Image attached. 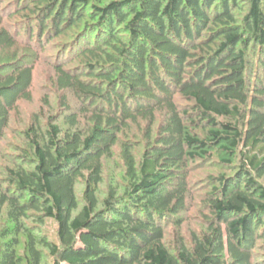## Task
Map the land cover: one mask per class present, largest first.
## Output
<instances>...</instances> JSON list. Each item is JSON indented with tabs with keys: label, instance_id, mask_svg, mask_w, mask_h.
I'll return each instance as SVG.
<instances>
[{
	"label": "trees",
	"instance_id": "trees-1",
	"mask_svg": "<svg viewBox=\"0 0 264 264\" xmlns=\"http://www.w3.org/2000/svg\"><path fill=\"white\" fill-rule=\"evenodd\" d=\"M18 16L28 22L11 34L4 18ZM22 33L42 52L70 39L54 84L77 107L64 94L63 114L23 132L32 157H19L0 186V223L9 222L0 227V264H44L39 247L50 264H258L264 82L246 76L252 46L264 69L263 0H0V51L15 49ZM23 62L0 71V159L11 114L31 99L34 68ZM141 122L146 146L137 156L120 138ZM196 126L208 130L205 139L193 135ZM118 145L127 187L101 200L103 161ZM213 149L237 156L236 170L210 178L208 228L168 243L166 226L179 228L187 210L188 162ZM33 219L53 220L58 243L34 235Z\"/></svg>",
	"mask_w": 264,
	"mask_h": 264
},
{
	"label": "rangeland",
	"instance_id": "rangeland-1",
	"mask_svg": "<svg viewBox=\"0 0 264 264\" xmlns=\"http://www.w3.org/2000/svg\"><path fill=\"white\" fill-rule=\"evenodd\" d=\"M264 3V0H263ZM12 8L11 3H4V6ZM243 5V2L242 4ZM28 22L24 17L18 16L15 18H4L3 26L13 34L21 26L25 27ZM34 24V22H33ZM24 33V32H23ZM21 34L18 39V46L13 50L0 51V71L8 70L11 66V61L24 60L22 64L27 66L32 65L33 69V83L31 88V99L21 100L15 112L11 114L10 126L5 132V140L2 143V156L0 159V186L4 188L6 177V170L13 168L21 162L19 157H32L29 145L24 139L23 132L33 123L34 120L40 118L42 123H45L49 115L56 116L63 114L60 106V98L65 94L71 109L77 107L74 97L69 93H63L55 86V72L54 64L57 63L56 58L60 51L70 43V39H56L50 43L48 49L44 52L35 49L34 44L28 46L26 43L25 35ZM250 67L247 70V80L254 81L256 78L264 82V69L259 65V61L263 60L262 52L256 46H252L249 50ZM68 65L67 68L74 67ZM256 77V78H255ZM183 106L188 105L183 103ZM155 127L162 121V115L157 118ZM145 126L144 122L140 125L131 126L129 132L123 134L120 138V144L129 141L137 156L143 153L146 146L145 141ZM62 129L66 127L61 124ZM207 129L203 127H193V135H199L201 139H205ZM211 158H204L201 160H194L188 162L189 167V181H190V194L187 202V210L180 217L182 225L178 228L177 221H173L166 226L167 236L166 241L171 243L178 236L190 238L194 233H203L209 226L207 212L205 208L206 195L211 192L214 186L210 182L211 177L219 175L232 176L238 165L237 156H230L218 152L217 150H209ZM231 163L230 167L224 166V163ZM264 183V182H262ZM127 184L124 178V166L121 159V146L118 145L114 149L112 157L106 158L103 161V181L99 186L98 196L101 200L108 196L110 189L117 191L119 196H122L126 190ZM84 190L83 182H79L76 186V194L79 206H82V194ZM206 216V217H205ZM9 225L5 217L1 220L0 227ZM28 227H31L32 233L37 237H42L50 242L58 243L57 239V225L51 219H45L43 223H38L36 219L26 222ZM0 228V229H1ZM6 241L0 237V247ZM263 242V241H262ZM258 242L256 254V262L264 264V250L261 246L263 243ZM44 252V264L52 263V259L48 255V251L39 247Z\"/></svg>",
	"mask_w": 264,
	"mask_h": 264
}]
</instances>
